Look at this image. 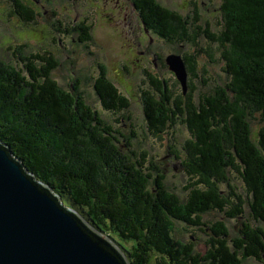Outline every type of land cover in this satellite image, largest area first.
I'll use <instances>...</instances> for the list:
<instances>
[{
  "label": "trees",
  "instance_id": "trees-1",
  "mask_svg": "<svg viewBox=\"0 0 264 264\" xmlns=\"http://www.w3.org/2000/svg\"><path fill=\"white\" fill-rule=\"evenodd\" d=\"M133 1L144 30L166 42L192 44L211 59L214 53L200 47L201 39L218 43L228 77L197 101L199 53L182 55L189 71L186 94L176 95L169 80L147 73L152 89L142 90V105L148 131L162 138L182 123L191 133L182 150L176 142L169 145V154L192 180L187 199L169 188L166 170L146 151L135 150L132 140L91 106L82 91L74 92L76 85L73 91L60 86L52 76L58 60L51 51L22 57L21 68L0 58V137L30 171L115 238L132 264L260 260L264 258V0H222L217 32L203 24L196 11L184 15L158 0ZM22 2L15 0V12L26 21L34 20V9ZM77 29L80 42L93 39L91 25L81 23ZM98 69L95 89L104 109L118 113L129 108V97L109 78L106 67L99 64ZM255 119L261 122L256 132ZM232 172L241 176L250 196L243 198L237 192ZM245 203L254 221L243 222L241 235L233 240L223 220L211 224L217 240L212 238L204 254L176 237L177 221L207 226L206 213L220 211L235 218L245 214Z\"/></svg>",
  "mask_w": 264,
  "mask_h": 264
},
{
  "label": "rangeland",
  "instance_id": "rangeland-1",
  "mask_svg": "<svg viewBox=\"0 0 264 264\" xmlns=\"http://www.w3.org/2000/svg\"><path fill=\"white\" fill-rule=\"evenodd\" d=\"M22 1L34 9V20L26 21L15 12V0H0V58L4 63L21 68L25 64L23 58L26 56L51 51L58 60L52 76L60 86L73 91L76 85L78 89L74 92L82 91L91 106L132 140L135 150L139 153L146 151L150 160L160 169L166 170L169 188L185 201L190 191L187 186L192 180L179 162L169 154V145L176 142L177 148L182 150L191 133L185 124L178 123L171 129L175 133L167 131L162 138L153 136L148 131L144 117L142 90L152 89L147 75L151 72L160 79L169 80V86L176 95L182 93L181 83L170 70L166 56L170 53L194 55L199 53L198 48L192 44H171L151 32H146L133 0ZM158 1L184 15L198 12L201 22L208 23L214 32L221 27L222 0ZM81 23L92 26L91 41H79L80 32L75 28ZM201 46L213 52L214 58L211 59L205 51L197 57V101L203 94H208L228 80L223 71V61L219 59L217 52L218 43L202 38ZM99 64L106 67L109 78L129 97V108L118 113L104 109L95 89ZM25 73L27 74V71ZM260 124L258 119L253 120L254 132ZM172 135H175L174 141ZM147 164L149 165L148 162ZM230 178L238 188L237 192L246 198L249 192L241 176L232 172ZM222 188L227 190V184L223 183ZM62 200L87 216L83 208L70 204V201L64 198ZM244 208L245 214L235 218L226 216L225 212H208L204 215L207 226H193L177 221L176 237L184 244L191 243L196 252L204 254L211 248L212 238L217 240L210 227L213 222H226L230 240H233L241 235L243 222L254 221L248 203L244 204ZM229 244L233 246L231 241ZM241 264H264V258L259 260L257 257H248L243 259Z\"/></svg>",
  "mask_w": 264,
  "mask_h": 264
},
{
  "label": "water",
  "instance_id": "water-1",
  "mask_svg": "<svg viewBox=\"0 0 264 264\" xmlns=\"http://www.w3.org/2000/svg\"><path fill=\"white\" fill-rule=\"evenodd\" d=\"M166 62L186 94L184 57L170 53ZM0 264L132 263L115 238L67 205L0 137Z\"/></svg>",
  "mask_w": 264,
  "mask_h": 264
}]
</instances>
